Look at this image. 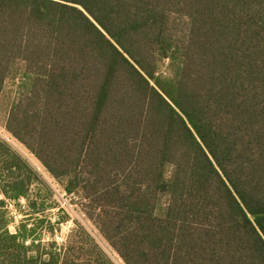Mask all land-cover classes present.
<instances>
[{
  "label": "trees",
  "instance_id": "obj_1",
  "mask_svg": "<svg viewBox=\"0 0 264 264\" xmlns=\"http://www.w3.org/2000/svg\"><path fill=\"white\" fill-rule=\"evenodd\" d=\"M3 106L125 264H264V0H0ZM39 184L0 138V264H116Z\"/></svg>",
  "mask_w": 264,
  "mask_h": 264
},
{
  "label": "rangeland",
  "instance_id": "obj_2",
  "mask_svg": "<svg viewBox=\"0 0 264 264\" xmlns=\"http://www.w3.org/2000/svg\"><path fill=\"white\" fill-rule=\"evenodd\" d=\"M6 91L7 95L9 96L11 88H7ZM6 119V108H4L3 106L0 110V138L8 142L18 153H20L32 165V167L39 172L42 179L52 189V193H48L46 192V189H44L40 184L35 185L36 192L41 193L44 202L47 201L45 203V215H47L49 218L55 217V219L58 218L59 214L68 217L62 225L57 227L58 232L55 236L52 237L49 235V233L47 232L49 231V228L44 229V242H50L52 238L57 240V242L59 243L64 242L71 231L77 227V223H79L93 235V237L100 244L103 250L116 264H125L120 256L111 249L109 244L101 236L96 227L86 218L84 213L81 211V206L78 198L73 194L66 193L63 185L59 183L55 178H53L40 163V161L33 154H31L22 143H20L7 131ZM21 204L23 206H26L25 201H22ZM8 209L13 220V223L10 225V230L12 232H16V227L24 218L23 214L16 210L13 203H9Z\"/></svg>",
  "mask_w": 264,
  "mask_h": 264
}]
</instances>
